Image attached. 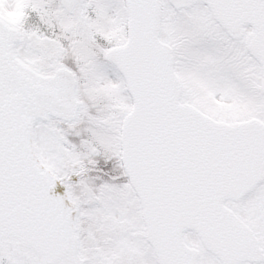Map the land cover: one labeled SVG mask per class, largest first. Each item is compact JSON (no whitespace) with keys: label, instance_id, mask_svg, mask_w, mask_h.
Here are the masks:
<instances>
[{"label":"snow or ice","instance_id":"obj_1","mask_svg":"<svg viewBox=\"0 0 264 264\" xmlns=\"http://www.w3.org/2000/svg\"><path fill=\"white\" fill-rule=\"evenodd\" d=\"M0 264H264V0H0Z\"/></svg>","mask_w":264,"mask_h":264}]
</instances>
